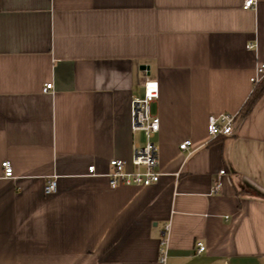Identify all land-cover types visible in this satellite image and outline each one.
Here are the masks:
<instances>
[{"label":"crops","instance_id":"crops-1","mask_svg":"<svg viewBox=\"0 0 264 264\" xmlns=\"http://www.w3.org/2000/svg\"><path fill=\"white\" fill-rule=\"evenodd\" d=\"M243 2L0 0V264H159L163 235L168 264H264V196L249 191L264 193V92L241 110L264 0ZM146 74L161 176L111 186L109 159L131 168L144 142L130 105ZM220 111L234 130L211 137Z\"/></svg>","mask_w":264,"mask_h":264},{"label":"built area","instance_id":"built-area-1","mask_svg":"<svg viewBox=\"0 0 264 264\" xmlns=\"http://www.w3.org/2000/svg\"><path fill=\"white\" fill-rule=\"evenodd\" d=\"M257 0H244L243 7L245 9L255 8ZM253 43H249L247 47H253ZM264 76V62L257 63L256 71L250 76V79L257 83ZM144 92L141 96L133 95L131 98V128L141 130L144 135L143 144L134 146L131 155V168L126 166L125 159L120 157L110 158V169L107 172L109 183L111 186L117 184H143L147 185L159 180L161 171L159 169L158 145L154 140V136L160 129L159 115L151 112V103L155 100L159 93V83L149 74L144 77ZM53 87V82L46 81L42 86V91L47 92ZM236 114L228 111H220V113H211L208 116V130L211 137L221 135L223 133H232L234 130ZM190 139L180 141V146L187 149L190 146ZM3 176L5 178L13 177V166L8 159L1 161ZM88 170L94 173V165L88 166ZM225 168L219 170L224 172ZM219 183L213 185L216 189ZM56 188L55 181L50 180L45 186V192L54 191ZM168 224L165 225L167 229ZM158 261L159 264H168L169 249L167 245V236L163 235L159 247ZM205 249L203 241H197V251Z\"/></svg>","mask_w":264,"mask_h":264},{"label":"trees","instance_id":"trees-1","mask_svg":"<svg viewBox=\"0 0 264 264\" xmlns=\"http://www.w3.org/2000/svg\"><path fill=\"white\" fill-rule=\"evenodd\" d=\"M263 92H264V76L261 78L260 81L255 83L254 87L252 88L250 92V96L248 97V99L246 100L245 104L241 109L243 114H247L251 111V107L257 101V99H259V97L262 95ZM249 191L251 192L255 191L258 195L264 196V193L260 191L257 190H249Z\"/></svg>","mask_w":264,"mask_h":264}]
</instances>
